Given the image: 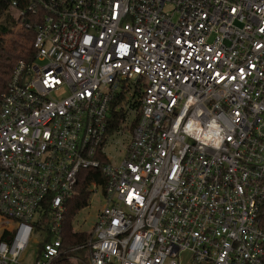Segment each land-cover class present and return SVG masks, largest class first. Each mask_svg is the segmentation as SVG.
Segmentation results:
<instances>
[{
	"label": "built area",
	"instance_id": "1",
	"mask_svg": "<svg viewBox=\"0 0 264 264\" xmlns=\"http://www.w3.org/2000/svg\"><path fill=\"white\" fill-rule=\"evenodd\" d=\"M7 11L31 58L0 99V264L30 253L56 264L80 248L84 264H264V0H10ZM125 121L116 162L105 148ZM83 170L104 178L88 185L104 203L87 241L64 247Z\"/></svg>",
	"mask_w": 264,
	"mask_h": 264
},
{
	"label": "trees",
	"instance_id": "2",
	"mask_svg": "<svg viewBox=\"0 0 264 264\" xmlns=\"http://www.w3.org/2000/svg\"><path fill=\"white\" fill-rule=\"evenodd\" d=\"M9 1L10 0H0V99L2 93L6 89L7 83L17 62L20 59L29 60L31 58V53L28 52L30 36L20 32L12 33L11 28L14 25V19L7 11ZM13 36H16V38ZM123 99L124 92H120L111 101L108 127V132L111 134H113L120 127L124 118V113L121 110L116 109V106ZM92 179L97 180L100 184H104V178L101 177L99 171H80L79 181L77 186L74 188V193L71 196L66 197L67 208L64 213L62 225L64 247L80 246L87 241L89 234L82 231H73L72 221L75 215L88 205L91 194L88 190V185ZM87 254L88 251L85 248H80L75 250L73 253H70L69 256H65L58 260L56 264H84L87 259ZM72 256L75 257V261L70 260Z\"/></svg>",
	"mask_w": 264,
	"mask_h": 264
},
{
	"label": "rangeland",
	"instance_id": "3",
	"mask_svg": "<svg viewBox=\"0 0 264 264\" xmlns=\"http://www.w3.org/2000/svg\"><path fill=\"white\" fill-rule=\"evenodd\" d=\"M11 12L13 14H16L15 9H11ZM13 37L16 38V36ZM122 126H123L124 134L123 135L114 134L105 148L106 155L110 158V160H114L116 162L119 161L123 155L122 149L120 153L118 152V149H120L123 146H126L129 141L130 130L128 128L127 121H125ZM113 140H117L118 143H114ZM103 203H104V199L100 194H94L93 192H91L88 205L83 209H81L73 218L72 221L73 227L78 231H82V232L88 231L93 225L98 209ZM35 238L37 240H40L41 236L36 235ZM32 261H33V254L31 255L30 253L28 257L25 259V262L30 264L32 263Z\"/></svg>",
	"mask_w": 264,
	"mask_h": 264
}]
</instances>
